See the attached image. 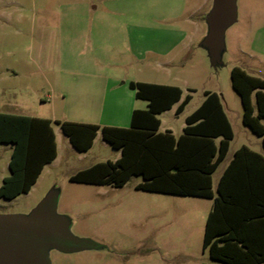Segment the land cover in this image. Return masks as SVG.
<instances>
[{
  "label": "rangeland",
  "instance_id": "obj_1",
  "mask_svg": "<svg viewBox=\"0 0 264 264\" xmlns=\"http://www.w3.org/2000/svg\"><path fill=\"white\" fill-rule=\"evenodd\" d=\"M214 6V0H0V113L51 119L58 145L28 193L0 199V216L28 219L42 205L52 206L75 244L48 247L46 264L211 262L202 249V224L193 216L197 198L137 190L140 176L122 187L70 181L97 159L114 161L118 152L100 131L93 148L79 152L56 121L81 120L86 106L111 95L87 81L101 73L120 82L174 84L190 94L182 114L161 116V130L170 127L176 136L204 91L216 92L234 132L230 152L242 144L259 149L260 138L243 126L230 72L239 67L264 79V0H235L232 20L212 42ZM178 31L188 38L167 55H138L171 48ZM155 60L166 70L154 67ZM11 150L0 146V185L10 173Z\"/></svg>",
  "mask_w": 264,
  "mask_h": 264
},
{
  "label": "trees",
  "instance_id": "obj_2",
  "mask_svg": "<svg viewBox=\"0 0 264 264\" xmlns=\"http://www.w3.org/2000/svg\"><path fill=\"white\" fill-rule=\"evenodd\" d=\"M230 80L241 101L243 124L261 137L264 147V79L233 67ZM128 86L137 99L148 102L147 109L133 110L128 128L56 121L79 152L92 147L99 131L104 141L121 151L116 161L97 163L76 172L69 180L122 187L132 176H140L142 182L135 186L137 190L213 198L211 175L224 160L233 138L219 95L204 91L205 100L185 119L183 134L176 138L169 131L159 132L160 120L156 116L178 102L175 112L181 113L191 95L182 99V90L176 86L132 81ZM216 138H221L218 144ZM1 144L13 147L8 163L10 174L0 186V199L12 200L28 193L44 166L56 158L51 121L0 113ZM261 173L264 158L243 146L221 175L203 235L202 248L208 251L213 261L210 264L264 262V250L253 243V235L264 227Z\"/></svg>",
  "mask_w": 264,
  "mask_h": 264
},
{
  "label": "crops",
  "instance_id": "obj_3",
  "mask_svg": "<svg viewBox=\"0 0 264 264\" xmlns=\"http://www.w3.org/2000/svg\"><path fill=\"white\" fill-rule=\"evenodd\" d=\"M178 5H180V4L178 3ZM183 20L186 23L194 24V22L189 21L188 17L187 18L185 17ZM177 35L179 36V38L176 40L175 44H172L171 48H169V49L165 48L164 50H159V51L150 49L149 51H145L143 54L139 53L138 55L141 56V58H143V59L145 58L146 52L152 53V54H154L157 57L167 55L168 53H170L172 48H176V47H178L180 45H183V42L188 38L187 34L185 32H182V31H178ZM165 65L166 64H162L160 61H157V60L154 61V67H156L157 69L166 70L165 67H164ZM104 76L105 75H102L101 73L100 74L98 73L96 75L89 76L88 77L89 79H87V81L97 85V86L92 85L93 89L94 88L97 89V90L106 89L108 94H111V95L107 96L103 100L101 105H99V106H97V105H96V107H95V105H93L91 107L86 106V108L84 109L85 113H82L80 115L81 120H74L76 123L96 124V125H99L101 127H103V126H111V127L128 128L130 126V123H131V115H132L133 110H136V109L145 110V109H147V106H148V102L147 101L141 100V99H137L136 96H135V92L129 88L128 84L131 81L132 82H143V83L158 84V85L176 86V87H178V88H180L182 90V99L185 97L183 89L181 87L177 86V85H174V84H168V83H162V82H152V81H148V80H132V79H128V80H124V81L120 82V81L115 80V79H107V78L104 79L103 78ZM211 93H216V92H211ZM204 100H205V96H204L202 102ZM252 101H253V105L255 107L256 104H255V97L254 96L252 98ZM141 102H144L145 105L144 106H139V105L142 104ZM202 102L200 103V105L202 104ZM179 103L180 102L174 104L171 107V109L166 110V111H164L161 114H158L156 116L160 120L159 132L169 131L176 138L179 137L181 134H183V130H184V127L186 126V123L182 127V133L177 135V136L174 134L172 128H170V127H167V128H164V130H161V127H162L161 116L163 114H165V113L171 112L172 110H174V113L176 114L175 111H176V108L179 105ZM200 105L195 110H197L200 107ZM186 106H185V108H186ZM222 107H223V105H222ZM185 108H184V110H185ZM184 110L181 113H179V114H182L184 112ZM223 111H224V108H223ZM192 113H190L187 116H185L184 122H185V119L189 115H191ZM224 113H225V111H224ZM242 114H243V109H242ZM176 115H178V114H176ZM225 115H226V117H227V119H228V121L230 123V120H229V118H228L226 113H225ZM43 119H48V118H43ZM48 120L51 121V127H52V120L51 119H48ZM241 120H242V116H241ZM261 122L264 125V120H261ZM230 125H231V123H230ZM243 126H245V125L243 124ZM245 127L248 128L247 126H245ZM231 128H232V125H231ZM52 130H53L54 135H55L56 156H57V149H58L57 134H56L55 130L53 129V127H52ZM232 132H233V129H232ZM257 137H259V136H257ZM259 138L261 140V137H259ZM233 139H234V132H233L232 140L229 141L228 151H227V154H226L224 160L218 165L216 170L211 175V178H212V192H213L214 197L213 198H202V197H193V196H183V197H192V198H197L198 199L197 201H194L192 203L193 207H194V215L193 216H194V218H197L198 221H200L201 224H202V244H203V235H204V230H205L206 219H207V216H208L209 212L212 209L214 198L217 196V186H218L219 179H220L221 175L223 174L224 170L226 169V167L231 162V160H232V158L234 156V153L238 149H240L241 147L245 146L248 149H250L251 151H254V152L260 154L264 158V147L262 145V140H261L259 149H253L250 146H246V145L242 144L239 148H237V149L233 150L232 152H230V146H231V142L233 141ZM220 140H221V138H216L215 139L216 144H218L220 142ZM94 143H95V139H94L92 147L87 152H89L93 148ZM11 147H13V146L11 145ZM116 151L118 153H117V158L114 161L119 159L120 156H121V151L120 150H116ZM11 152H12V150H11ZM106 161H110V160H105L104 161V160L97 159L95 162H93L92 164H90L86 168H89V167H91V166H93V165H95L97 163L106 162ZM86 168H84V169H86ZM219 168H221V169H220V172L218 174L217 180L214 181L213 175ZM81 170H83V169H81ZM260 170H262L261 167H260ZM263 174L264 173H261V175H260V178L262 180H264L263 179L264 178ZM5 177H7V176H4L2 178V183H3V179ZM2 183H1V185H2ZM253 239H254L253 243L258 245L259 250L260 251L264 250V227H260L258 233L253 235ZM203 251H207V250H203ZM212 262L213 261L211 260L210 263H212ZM210 263H205V264H210ZM261 264H264V262H262Z\"/></svg>",
  "mask_w": 264,
  "mask_h": 264
},
{
  "label": "water",
  "instance_id": "obj_4",
  "mask_svg": "<svg viewBox=\"0 0 264 264\" xmlns=\"http://www.w3.org/2000/svg\"><path fill=\"white\" fill-rule=\"evenodd\" d=\"M235 0H214L210 16L211 40L220 38L233 16ZM74 241L53 217L52 206L44 204L30 218L0 216V264H46V249L69 248Z\"/></svg>",
  "mask_w": 264,
  "mask_h": 264
}]
</instances>
